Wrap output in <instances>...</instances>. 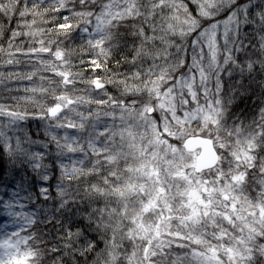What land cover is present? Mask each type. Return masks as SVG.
Instances as JSON below:
<instances>
[{
	"label": "snow or ice",
	"instance_id": "snow-or-ice-1",
	"mask_svg": "<svg viewBox=\"0 0 264 264\" xmlns=\"http://www.w3.org/2000/svg\"><path fill=\"white\" fill-rule=\"evenodd\" d=\"M257 65L264 0H0V264H264Z\"/></svg>",
	"mask_w": 264,
	"mask_h": 264
},
{
	"label": "clouds",
	"instance_id": "clouds-1",
	"mask_svg": "<svg viewBox=\"0 0 264 264\" xmlns=\"http://www.w3.org/2000/svg\"><path fill=\"white\" fill-rule=\"evenodd\" d=\"M255 59V57H253ZM247 57H241V61H246ZM231 71V69H229ZM224 79L221 81V97L224 102L225 119L230 117L235 119L239 117L241 121L247 120L248 123H252L254 119L259 117V114L264 110V71H262L257 65L256 71L249 74L245 73L240 75L238 72L233 73L232 76L223 74ZM231 99V103L228 101ZM55 180L52 181L55 184ZM55 200H59L60 197L53 191ZM69 201L74 199L69 195L66 197ZM78 202V201H77ZM53 205V201H49V206ZM73 208L75 205L72 206ZM82 207V206H81ZM71 209H64L61 212H53L56 215H61L62 212L70 211ZM48 224L46 228L44 224L39 225L36 231L39 233L37 239L32 242L31 248L34 249L38 255V259L42 264H53L50 248L52 245L48 243L50 236L47 235L51 229L52 224L45 221ZM86 259V258H85ZM30 264H37V260H30ZM56 264L59 261L56 260Z\"/></svg>",
	"mask_w": 264,
	"mask_h": 264
},
{
	"label": "trees",
	"instance_id": "trees-1",
	"mask_svg": "<svg viewBox=\"0 0 264 264\" xmlns=\"http://www.w3.org/2000/svg\"><path fill=\"white\" fill-rule=\"evenodd\" d=\"M14 23H15V21L12 22V26L14 25ZM77 43H79V41H77ZM128 43H129V46H130L131 45V37L130 36L128 37ZM124 51L125 50L121 47L119 50H117V51L114 52V56H113V59L111 61L110 67H114L115 64H116V61L117 60H121L122 54L124 53ZM126 69H127V65H123L122 64V66L120 67L119 71H125Z\"/></svg>",
	"mask_w": 264,
	"mask_h": 264
},
{
	"label": "rangeland",
	"instance_id": "rangeland-1",
	"mask_svg": "<svg viewBox=\"0 0 264 264\" xmlns=\"http://www.w3.org/2000/svg\"><path fill=\"white\" fill-rule=\"evenodd\" d=\"M12 22H14V21H12ZM12 22H11V24H12ZM5 23H7V21H5ZM13 26H15V23H14ZM225 74H227V72ZM109 89H110V91L115 92V90L112 89L111 86H109ZM241 122H243L245 125L251 124V123H248L246 119L241 121L239 117H236L235 119H233L231 117L229 119H227V120L225 119V124L228 127H232L233 125H239ZM93 206H95V205H93Z\"/></svg>",
	"mask_w": 264,
	"mask_h": 264
}]
</instances>
